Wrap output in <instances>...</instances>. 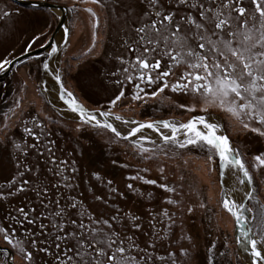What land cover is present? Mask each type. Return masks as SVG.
<instances>
[{"label": "rangeland", "instance_id": "rangeland-1", "mask_svg": "<svg viewBox=\"0 0 264 264\" xmlns=\"http://www.w3.org/2000/svg\"><path fill=\"white\" fill-rule=\"evenodd\" d=\"M30 1H48L49 4L52 2V0ZM53 1L68 9L64 12L66 15L64 27L69 30L68 42L65 43V38L57 41V36L62 33V29L57 31V27L63 11L54 9L56 15L48 8L35 7L29 22L19 24V57L41 48L40 42L46 41L50 36V40L54 38L61 49L56 56L52 57L55 62L58 60L56 75L61 77L65 88L73 92L84 106L89 107L88 109L99 106L102 110L110 109L114 111V114L136 121L140 119L157 120L155 118L183 121L192 117L191 113L179 108L176 112L174 106H171L174 105V97L177 100L176 104L187 103L188 98L180 95L173 96V104L167 103L165 99L161 103L154 100L147 101L145 98L133 100V95H131L133 87L129 89L130 93L117 101L115 106L111 105L109 96L117 91L113 84L117 81H121L119 84L126 83V74L120 76L116 74L118 68L122 69V60L119 57H123L117 51V46L122 32L126 30L127 22L136 17L139 10L134 0H100L102 7L91 3L90 0ZM88 8L96 12V17L85 11ZM170 11L172 10L168 9L165 13ZM97 17L98 28L94 27ZM42 35L44 39L40 37ZM37 36L40 39L32 43ZM30 44L31 47H29ZM43 47L45 48L42 52L52 48L48 44ZM28 57L30 56L21 57L18 66L13 71L6 72L8 74L0 81V192L3 191L1 195L3 198L0 199L7 200L10 207L13 203L18 205L19 202L16 199L20 201L21 198L15 197L12 190L17 189L18 185H24L26 188L30 184L32 188L36 187L35 181L30 176V174H35L43 179V184L46 186L49 184L48 190L52 184L58 183L57 190L53 193L49 190V193L44 194L45 196L50 194L51 197L59 199L61 192L66 199L67 206L76 198L80 206L68 210V220H75L77 223L82 221L89 226L96 227L101 236H104L103 231L110 230L106 226L111 223L113 224L112 229L121 233L123 238H132L137 235L142 241L145 240L146 244L149 240L157 242V245L162 247V252L157 250V253L152 256L153 263L243 264L236 250L234 218L222 208L227 170H223L222 175L218 158L209 162L208 152L205 149L191 145L186 149H179L175 146L167 147L160 141V147L149 142L145 145L150 149L155 148L154 153L151 154L153 158L145 159L133 147V142L130 145L115 137L112 132L109 134L108 131L100 129L98 133L92 135L90 126L81 127L76 113H64L69 111L68 105L61 102L58 93L53 94L46 88V77H42L43 73L41 75L36 66L31 63L32 61L27 59ZM111 72L115 73L113 78L110 76ZM104 77L108 78L109 84L105 82ZM116 86L118 88V85ZM106 94H108L107 97ZM141 96L143 97V94ZM46 101L51 107H48ZM102 102L107 106L100 104ZM166 106L168 108L163 109L160 116H147L150 110ZM143 107H145L144 110H142ZM6 108L10 112L12 108L9 115L2 112ZM131 114H136V116L132 117ZM16 117L20 119L19 121L27 117H35L36 122L41 121L50 128L48 129L50 133L61 130L65 138V142L64 139L62 140L64 148H60L61 152L57 154L59 157H55L52 153L50 159L61 160L64 157L68 165L73 168L84 166L86 160L93 161L89 169L96 172L94 175L97 183L102 184V188L99 186L95 188V183L92 182V184L90 181L83 191L80 185H75V180L78 185V179H75L76 173H73L68 174L66 179L68 186L62 190L60 175L53 170V164L51 166L37 164L44 166L45 169H38L35 173L32 170L30 174L22 172V177H20L21 165L13 163L18 160L21 149L16 145L20 142L25 148L28 143H23L20 130L18 132L14 129L20 128L15 123ZM221 117L223 124L227 121L228 125H231L228 131L231 135L230 141L233 146L234 142L237 144L234 147L246 162L252 176L253 182L250 187L253 199L247 198L246 206L254 207L257 201L264 203V167H257L253 159L256 155L264 153V137L239 129L222 113ZM128 125L130 128L134 126ZM2 139H6L7 142L4 143ZM70 144L80 146L83 149V157L76 155L75 158L73 154H69L68 152L72 151ZM165 147L167 155L160 150ZM52 150H54L53 145H51L50 152ZM22 158L27 159V156ZM161 168H163L162 173L159 170ZM48 172L53 177V183ZM24 177H27L29 183H19ZM131 177H143V179H130ZM15 178L19 181H15ZM146 180H153L156 183H145ZM129 184L132 185L131 188L128 187ZM91 185L94 186L93 190L89 188ZM161 185H167L174 191H166ZM5 186L8 189H2ZM240 186L245 190L244 198L246 191H249V185ZM169 200L176 203L170 204ZM0 205L2 206L1 202ZM189 208L192 209L191 213L188 211ZM89 217L94 219L90 220ZM103 221L108 223L105 224ZM119 223H125L127 226L125 229L116 227L115 225ZM140 223L158 225L159 229L164 231L163 237L161 233H158L157 237L151 235L144 238L138 231L137 225ZM7 224L8 222L0 215V228H8ZM250 226H253L251 220L249 221ZM253 230L255 231V227ZM182 250L187 254H182ZM160 253L163 259L156 261ZM16 262L21 264L20 261Z\"/></svg>", "mask_w": 264, "mask_h": 264}, {"label": "snow or ice", "instance_id": "snow-or-ice-1", "mask_svg": "<svg viewBox=\"0 0 264 264\" xmlns=\"http://www.w3.org/2000/svg\"><path fill=\"white\" fill-rule=\"evenodd\" d=\"M90 2L100 5V0H90ZM249 2L251 7H245L244 0H217L215 4L209 0V6L206 8L203 0L200 2L193 0L191 3L189 0H179L180 4H186L198 11L199 20L191 15L175 20V13L163 14L157 7V0H152V6L156 8L152 15L156 19H152L150 23H143L141 27L135 29L138 39L134 42V46L129 47V51L138 54L134 60L121 61L128 64L123 68L125 79L129 83L139 81L134 84L137 91L132 97L133 100L143 99L140 93L148 95L145 87L158 85L151 93L153 97L163 93L165 89H170L173 93L189 98L190 102L181 103L180 108L188 113L200 112L204 113L203 115H193L186 122L169 119L140 122L125 119L119 114H113L111 110L91 111L78 101L73 92L65 88L61 77L57 75L56 80L60 83V98L72 113L78 114L81 127L90 126L109 130L115 137L123 140L136 137L137 134H141V140H148L142 133L150 129L159 136V140L148 141L152 145L160 147L162 141L167 147L186 149L191 145L205 149L208 152L209 162H213L214 158L219 159L222 175L223 170L232 169L239 185H251L253 180L246 162L225 133V126L220 116L215 115L222 113L239 129L264 137V0H249ZM85 11L93 17L97 15L91 8ZM94 27H99L98 17ZM68 31L65 28V43L68 42ZM39 39V36L35 37L32 43ZM56 51L57 47L52 46L49 56ZM164 58L169 62L168 70L161 71ZM9 64L11 61L8 59L0 61V70H5V66ZM43 67L47 69L49 65L44 63ZM170 77L174 79L170 81ZM124 94L121 90L111 101V105L115 106ZM97 113L105 119L103 121L98 119ZM110 116H113L115 121L125 125L131 124L134 127L126 135L122 134L109 121ZM25 132L32 134L30 128H25ZM134 146L145 159L153 158L151 154L154 153L155 148L144 147L140 141H135ZM16 147L19 148V145ZM160 150L167 155L166 147ZM253 159L257 167H264V153L256 155ZM159 170L163 172V168ZM137 178L143 179V177L130 179ZM145 183L155 184L156 181L146 180ZM128 187L131 188L132 185L129 184ZM161 187L166 191H174L167 185ZM236 192L237 189L233 188L230 192L223 193L222 208L231 214L235 224L240 227L237 241L246 242V251L250 252L251 264H264V203L257 201L254 207H247L236 200ZM246 196L250 200L253 199L252 191H246ZM168 203L176 202L169 200ZM72 207L76 205L73 204ZM188 211L191 213L192 209L189 208ZM20 212L23 213L24 210L20 209ZM89 219L94 218L89 217ZM250 220L253 226L243 228V225L248 224ZM103 223L108 222L103 221ZM79 226L83 228V222ZM108 226L111 227L110 224ZM0 233L3 234V241L13 249H17L23 255V259L31 264L33 254L26 250L23 242L20 240L14 242L11 238L14 234L5 228H0ZM91 235L93 243L82 242L85 240L83 233L79 238L73 234L71 238L77 239V244L68 249V252L73 254L69 255L65 252L66 258H58V264H137L134 257L126 255L128 249L123 246L122 240L118 243L117 239L107 234L99 238V233L96 231ZM32 245L35 247V240L32 241ZM182 254L187 253L182 250ZM170 255L174 254L170 253Z\"/></svg>", "mask_w": 264, "mask_h": 264}, {"label": "flooded vegetation", "instance_id": "flooded-vegetation-1", "mask_svg": "<svg viewBox=\"0 0 264 264\" xmlns=\"http://www.w3.org/2000/svg\"><path fill=\"white\" fill-rule=\"evenodd\" d=\"M23 1H30V0H23ZM134 1H135V4L139 6V10L137 14L135 15L136 17H134L132 20L130 19L127 22L126 24L127 27H125L126 30L122 32L120 39L118 41L119 44L117 46V51L119 52L120 55L123 56L119 58L124 61L134 60L135 56L138 54V52L129 51V47L134 46V42L138 39L135 29L138 27H141L143 23H150L152 19H156V17L152 15V13H154V11L156 10V8L152 6V0L151 1L150 0H134ZM42 2L48 3V1H42ZM191 2H193V0H189V3ZM196 2H200V0H196ZM203 3L206 8L209 6V0H203ZM212 3L213 4L217 3V0H212ZM50 4L56 5L58 7H63L65 10H68L65 6L58 4L57 2L53 0L52 2H50ZM244 6L251 7L249 0H244ZM157 7L163 14H168L165 12L168 9H171L172 11H170L169 13H173V12L175 13V20H180L182 17L189 16V15L199 20L198 11L190 8L186 4H180L179 0H157ZM34 8L35 6L30 7L27 4L21 3L20 0H0V61L8 59L12 63V61H15L16 59L19 58V55H20L19 53L20 44H19V33H18V30L20 27L19 24L24 23V22H29L30 17L34 13ZM48 9H50L52 13H55V14L56 12L54 11V9L60 10L59 8H54V9L48 8ZM185 27L187 28V25H185ZM62 33H63V39H64L65 35H64L63 29H62ZM40 37L44 39L43 35ZM50 41L51 40L49 36L46 39V41L43 40L40 42L41 47L46 46V44L49 45ZM49 46L52 47V43ZM56 47H57L56 52H60L59 51L60 47L58 43L56 44ZM50 52H51V48L49 49V51L48 49H46L44 52L38 53L36 55L30 56L27 58L32 61L31 63H33V66H36V69L41 73V75L43 73L42 77L43 78L46 77L47 79L46 84L48 83L49 79H52V81H54V79L52 78L53 76L49 74L52 72V74L55 75L53 73L51 64L54 63L55 70L58 69V66H56L58 63L55 64L57 61L55 62L52 59V57L56 56L57 54L55 52L53 53V55L49 56ZM19 62L20 61L12 64L11 66L10 64L6 65L5 70H0V76H1L0 81L11 70L13 71L14 68L18 66ZM44 63H47L49 65L48 70L43 67ZM168 63L169 62L167 58H164L162 60V65H161L160 70L161 71L168 70ZM121 64H122V69L118 68L116 71V74L118 76L125 74L123 72V68L128 66V64L126 63H121ZM31 68L33 67L31 66ZM110 76L113 78L114 72H111ZM103 79L105 80L107 84H109V80L107 77H104ZM173 79L174 77L169 78L170 81H172ZM138 82L139 81H134L132 83H129L126 80V83H124L125 85L117 84L114 82L115 84H113V87L117 89V91L113 95L109 96L110 100L111 101L114 100L121 90L124 91L125 93L124 96L127 95L128 93H130L129 89L132 87L134 88V90H133V94L131 95L136 94L137 90L135 89L134 84ZM116 85H118V88ZM157 87L158 85H153L152 87H145V92L148 93V95L145 96L144 93H140V95L143 94V97L147 101L154 100L156 102L161 103L165 99L166 102L169 104H173L172 103L173 96H178V95L183 96L182 94L173 93L170 89H165L163 93H160L159 95L153 97L151 93L155 91ZM107 90H106V93H107ZM58 94H60V91H58ZM107 95L108 94H106V97ZM124 96L122 98H124ZM60 100L63 103V100L61 98ZM188 100H187V103L189 102ZM46 103L48 104V107H51L48 101H46ZM176 103H177V100L174 97V105H171V106H174V110H176L177 112L179 111V109H182V108L179 107L180 104H176ZM100 104H104V106H107L104 102ZM104 106H101V107H104ZM166 108H168V106L164 108L160 107L157 110H152V111L150 110L149 111L150 114L147 116H155V115L160 116V112ZM94 109L95 110L99 109L100 111L110 110L106 108H105L106 110H102L100 109L99 106H95ZM144 109L145 107H143L142 110ZM2 112H5L6 115H9L12 112V108H11V112L7 108L4 109V111L2 110ZM176 112L174 111V113ZM112 113L114 114V111ZM199 114L203 115L204 113H191L192 116L199 115ZM131 115L132 117L136 116V114H131ZM215 115H219L221 120L223 121V118L221 117V113H215ZM174 116L178 117L177 115H174ZM98 119L103 121L105 118L102 116H99ZM108 119L110 122L115 124L114 123L115 120L113 116H110ZM155 119H158V118H155ZM188 119L190 118H187L186 120L178 121V122H186ZM19 120L20 119H18V117L15 118V123L18 124L20 128L17 127V130L16 128L14 129L15 131H18V132L20 130L19 133L22 134L21 137H23V143H28L27 145H25V148L21 146L22 143L20 142L17 143V145H19L21 149L19 150L18 160H15L13 163H16L17 165H21V170L19 173L20 177H22V172L24 174H30L32 170H33V173H35L36 170L38 169L39 170L45 169L44 166H38L37 164L42 163V164H47L50 166L51 164H53L54 166L53 170L55 171V173L60 175L61 183H62L60 187L62 190H65L66 187L68 186L66 182V179L68 178V174L70 175L73 173H76L75 179H78V185L76 183V180H75V185L76 186L80 185L83 191L86 189L87 183H90V181L91 183L92 182L95 183L96 185L95 188L97 186L102 188V184L99 185L97 183L96 176L94 175L96 172H94V170L89 169L93 161L86 160L84 162L85 163L84 166L82 167L77 166L73 168L68 165L67 160L64 157H62L61 160L50 159L52 153L55 157L56 156L59 157L57 154L61 152L60 148H64L62 144V140L64 139V142H65V138L62 135L61 130H59L58 132L56 131L55 133H50V131L48 130L50 128L47 127L41 121L36 122L35 117H27L25 119H22L21 121ZM139 121L146 122L142 119H140ZM224 126H225L224 131L230 138L231 135H229L230 133L228 134V131L230 130L231 125L229 126L227 121H224ZM25 128H30L32 130V134L30 135L27 132H25ZM90 129H91L90 133L92 135H95L96 132L98 133L100 131V129H96L92 127H90ZM79 131H83V130H79ZM106 131H108L109 134L111 133V131L109 130H106ZM119 131L121 132L122 130H119ZM127 132H121V133L126 135ZM78 135L79 134H77V136ZM142 135L144 137H147L148 140H141V138L130 137L128 140H124V141L129 143L130 145L132 144V142L134 143L135 141H141V143H143L145 147V145L148 143L149 140L155 138V137L150 138L149 136L143 133ZM3 141L4 143L7 142L6 139H4ZM234 144L237 145L235 142ZM51 145L54 146V150L50 152ZM70 146H71L72 151L68 152L69 154H73L75 158H76V155H78L79 157H83V149L80 148V146L76 147L73 144H70ZM133 147L135 148V146ZM21 156L22 157L27 156V159H23ZM38 157L40 158L37 159ZM43 157H46L47 159H44ZM33 165H34V168L31 169ZM30 176L35 181L36 187L32 188L30 184H28L26 188L24 187V185H18L17 186L18 190L17 189L12 190V192H14L13 195L15 194V197L21 198L20 201L16 199V201L19 202L18 205L13 203L10 207L7 204V200L0 199V202L2 204V206L0 205V215L1 217H3L4 220L8 222L6 226L8 228H5V229H7L10 233L14 234L11 237L13 238L14 242L16 240L22 241L23 246L26 248V250L32 252L33 260L31 264H58V258H66L65 252H68L69 248H73L74 246H76L77 239L71 238L73 234H75V236L79 238L81 236V233H83L85 240L82 242L93 243L91 233L93 231L98 232L97 231L98 228L89 226L86 223H83L84 227L81 228L79 225L82 221L77 223L75 220H68L69 218L68 210L75 208V207H72V205L75 204L76 206H80V204L77 203L76 198H74L73 203L67 206L65 204L66 199L62 195L61 192H60L59 199H55L54 197H51L50 194L45 196L44 194L49 193V190L52 193L55 190H57V188L59 187L58 183L52 184L50 186V189L48 190L49 184H47V186L46 184H43L42 178H38V176L35 174H30ZM48 176L52 179V183H53V177L49 174V172H48ZM27 177L22 178L21 181L15 178V181H19V183L20 182L24 183V181H28ZM3 188L8 189L7 186L2 187V189ZM89 188L90 190H93L94 186L91 185ZM20 189H23V190L21 191ZM1 195H3V191L0 192V198H3ZM20 209H23L24 212L23 213L20 212ZM29 221H33V222L29 223ZM73 221H75V223H73ZM108 225L106 226V228H110V230L106 229V231H103L102 232L103 235L105 236V234H107L109 236H113L114 239H117L118 243L120 240H122L123 246L126 249H128L126 255L130 257H134L135 262H137V264H156V263H153L154 261L151 260V258L155 253H157V250L158 251L160 250V252H162V247H160V245H157V242L149 240V242L146 244L145 243L146 241L145 240L142 241L140 237L137 235L132 236V238H123L121 233L115 232L112 229L113 224L110 223L111 227H109ZM115 226L125 229L127 224L119 223ZM137 226H138L139 233L144 238H148L151 235L154 237H157L158 233H161L162 237L164 235L163 229L160 230L158 225L153 226V225H149L148 223H145V224L140 223ZM104 236L99 235V238H103ZM2 237H3V234L1 233L0 234V264H18L16 261H20L21 264H28V261L23 259V255L19 253L17 249H13L10 245L6 244L3 241ZM65 237H68V239H64ZM33 240L36 241L35 247H33L32 245ZM57 245H59V247H57ZM153 248L155 249L153 250ZM68 254L72 255L73 253L68 252ZM161 255H162L161 253L160 255H157L156 261H158L159 259H163ZM169 263L170 262H168L167 264Z\"/></svg>", "mask_w": 264, "mask_h": 264}, {"label": "bare ground", "instance_id": "bare-ground-1", "mask_svg": "<svg viewBox=\"0 0 264 264\" xmlns=\"http://www.w3.org/2000/svg\"><path fill=\"white\" fill-rule=\"evenodd\" d=\"M57 37H58L57 41H59L61 38H63V33H60ZM56 60H57V57H56ZM57 62H58V60H57ZM51 65H52V70H53L54 74L56 75L57 72H56L55 68H53L55 66L54 63H52ZM46 88H48L53 94H56L57 91H58V89L56 87V83L54 81H52L51 79H49L48 83L46 84ZM68 112L69 111H65L64 113L68 114ZM76 117H78V114L76 115ZM97 118H98V116H97ZM114 123H115L114 125H115V127H117V129L122 130L121 132L129 131L130 127H129L128 124L125 125V124H122L119 121H115ZM143 134H146L149 137H153V138L155 137L154 139L159 140V136L156 133L152 132L150 129L144 130ZM136 137L137 138H141V134H137ZM225 179H226L224 181L225 192H230L233 188H236L237 192H236L235 198H236V200L238 202L241 203V201L243 199V196H244V191L245 190L243 188H241V186L238 184V182L236 180V174H235L234 170L228 169L227 173H226V176H225ZM244 214L248 215L247 213H244ZM248 227H249V223L243 225V228H245V229H247ZM238 244L241 247V257L244 258L245 261L248 263L249 262V258L248 257H249L250 252L246 251V242L241 241Z\"/></svg>", "mask_w": 264, "mask_h": 264}, {"label": "water", "instance_id": "water-1", "mask_svg": "<svg viewBox=\"0 0 264 264\" xmlns=\"http://www.w3.org/2000/svg\"><path fill=\"white\" fill-rule=\"evenodd\" d=\"M20 2L21 3H23V4H27V5H31V6H35V7H43V8H52V9H54V8H59L61 11H63V14H61L62 16L60 17V22H59V25H58V27H57V31H59L60 29H62L63 27H64V23H65V19H66V15L64 14V12L66 11L63 7H58V6H56V5H53V4H49V3H46V2H39V1H36V2H34V1H23V0H20ZM54 37V36H53ZM52 43V45H55V40H54V38H52L51 39V41H50V44ZM49 44V45H50ZM43 48H45V47H41V48H39V49H37V50H35V51H31V52H29V53H27V54H25V55H23V56H21V57H27V56H33V55H36L37 53H40V52H42L43 51ZM56 54H58V52H56ZM53 55V54H52ZM21 57H19L18 59H16L15 61H13L11 64H10V66L12 65V64H14V63H16V62H18L19 60H20V58ZM47 70H48V68H47ZM5 74V73H4ZM3 74V75H4ZM50 75H52L53 76V78H55L56 79V77L52 74V72L51 73H49ZM1 77V76H0ZM58 85H59V89H60V83H58ZM59 95H61V94H59ZM63 103L65 104V102H64V100H63ZM68 110H69V112H71L70 111V109L69 108H67ZM91 111H96V110H91ZM97 115H99L98 113H97ZM249 191H251V187H250V185H249ZM246 200H247V196L246 197H244L243 199H242V203L243 204H245L246 205ZM234 225H235V240H236V250H237V252H238V256H239V259L242 261V263L243 264H251V256H250V254H249V262L247 263L246 261H245V259L244 258H242L241 257V247H240V245L238 244V241H237V238L239 237V235H240V227L239 226H237L236 224H235V222H234ZM244 242V241H243Z\"/></svg>", "mask_w": 264, "mask_h": 264}]
</instances>
